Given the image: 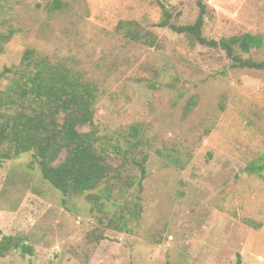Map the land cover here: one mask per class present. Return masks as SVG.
Listing matches in <instances>:
<instances>
[{"label":"rangeland","instance_id":"374dc122","mask_svg":"<svg viewBox=\"0 0 264 264\" xmlns=\"http://www.w3.org/2000/svg\"><path fill=\"white\" fill-rule=\"evenodd\" d=\"M201 2L206 39L258 36L243 58L264 62V0ZM200 10L198 0H0V94L27 50L93 83L115 168L90 199L54 188L33 152L3 161L0 244L33 253L11 246L0 264H264V171L249 172L264 155V70L155 26L165 11L193 25ZM129 21L158 45L127 38L118 26ZM145 155L140 187L132 158Z\"/></svg>","mask_w":264,"mask_h":264},{"label":"trees","instance_id":"16d2710c","mask_svg":"<svg viewBox=\"0 0 264 264\" xmlns=\"http://www.w3.org/2000/svg\"><path fill=\"white\" fill-rule=\"evenodd\" d=\"M201 1L198 0L201 10L193 25L171 24L169 13L165 11L164 20L155 26L171 28L201 45L223 49L232 59L233 68L263 71L264 62L243 58V54H250L262 46L260 37L244 34L215 41L203 36L206 6ZM118 27L132 41L150 47L158 45L156 36L145 32L134 21L121 22ZM10 37L3 36L2 40ZM35 55L33 50L26 51L23 59L26 67L14 72L17 77L0 94V164L33 152L41 164L43 177L54 188L67 197L87 195L94 199L88 193L108 182L115 171L114 158L100 143L96 132L98 88L66 66L52 64L48 58H36ZM5 71L11 72V69ZM132 132L136 137L139 128L133 126ZM147 160L146 155L140 160L132 158L142 171L140 187L146 177ZM263 171L264 155L249 166V172L255 175H261ZM104 197L111 198L109 188ZM141 213L142 207L136 206L131 216L139 217ZM122 219L125 220L124 216ZM11 246L21 248L24 253H33L29 246L13 244V239L6 237L0 244V256H5Z\"/></svg>","mask_w":264,"mask_h":264},{"label":"water","instance_id":"95a60500","mask_svg":"<svg viewBox=\"0 0 264 264\" xmlns=\"http://www.w3.org/2000/svg\"><path fill=\"white\" fill-rule=\"evenodd\" d=\"M203 2H209L210 0H202Z\"/></svg>","mask_w":264,"mask_h":264}]
</instances>
